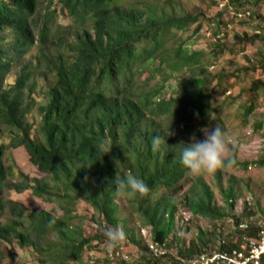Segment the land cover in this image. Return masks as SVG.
I'll list each match as a JSON object with an SVG mask.
<instances>
[{"label":"trees","instance_id":"obj_1","mask_svg":"<svg viewBox=\"0 0 264 264\" xmlns=\"http://www.w3.org/2000/svg\"><path fill=\"white\" fill-rule=\"evenodd\" d=\"M58 1L61 13L48 12L38 19L39 0H0V214L10 191L30 190L37 198L57 203L67 214L85 203L101 218L100 229L121 227L127 243L138 247L135 234L124 228L130 223L121 218L119 201L124 195L116 193L114 184L116 176L132 175L148 186L146 193L128 197L133 211L151 232L150 241L165 249L171 264H178L171 241L181 258L210 251L209 233L201 229L191 247L176 245L185 244L174 233L180 203L208 221L227 216L202 176L178 196L191 175L180 161L184 147L180 143L191 142L193 135L202 139L201 129L207 127L213 113L215 100L209 88L215 81L214 89H219L226 73L212 74L209 67L223 53L222 41L229 25L236 22L230 6L221 10L218 0H203L211 5L208 12L191 15L177 9L180 0H134L128 5V0ZM230 5L240 6L241 0H230ZM58 14L61 19L71 17V24L57 22ZM204 18L210 22L212 43L216 30L225 32L219 43L212 44L213 53L191 50L179 35L193 25L194 32H200ZM236 39L238 45L264 44V31ZM247 60V72L257 71L258 66L264 70L263 54L256 63ZM185 72L190 73L188 81L172 96L163 97L170 80H179ZM251 84L252 92L264 90L263 80L254 79ZM254 109L252 104L248 112ZM35 112L39 126L31 119ZM256 128H264V117ZM156 135L162 136V142L153 151L150 142ZM7 147L25 148L45 179L18 172V178L12 180L14 169L4 163ZM251 164L264 167V159ZM236 165L247 168L250 163L234 159L231 166ZM223 196L233 209V187L223 191ZM7 203L14 215L0 222V245L15 242L53 264L55 254L46 244L52 233L62 242L60 260L80 261L91 248L94 239L84 237L63 217L48 211L29 212L8 199ZM50 221L54 223L50 225ZM233 221L236 225L241 222ZM250 222L244 233L255 235L259 222ZM216 231L210 233L216 235ZM235 231L237 241L223 242L219 251L239 243L243 232ZM122 241L114 247L125 245ZM141 248L146 250L147 244L142 243Z\"/></svg>","mask_w":264,"mask_h":264},{"label":"rangeland","instance_id":"obj_2","mask_svg":"<svg viewBox=\"0 0 264 264\" xmlns=\"http://www.w3.org/2000/svg\"><path fill=\"white\" fill-rule=\"evenodd\" d=\"M133 1L134 0H128L125 3L128 5ZM253 1L254 0H241L240 6H232L229 0V6L232 7V10L247 9L252 11L253 17L247 21H236L233 23L225 39L222 41L224 47L223 53H220L216 63L209 67V72L212 74L223 71L226 73V77L223 79L219 89H214L215 81L209 88L213 90L215 101L213 113L209 118L207 127H205L211 129L219 125L223 128L226 134L225 159H236L240 163H250V165L247 168L241 165L229 167L222 166L213 172H202L197 175H190L189 179L183 183L185 188L179 192V197H181L180 195L196 181L198 176H202L204 181L214 192L216 205L227 216L221 221H208L201 217L194 216L182 203H180L175 217L174 233L178 238L183 239L185 244L183 242L182 244H176L179 247H191L193 241L197 240V233L201 229L209 233L208 236L212 242L209 246L210 252L219 251V247L223 242H228V240H230L234 243L239 238L238 233L235 231L233 219H239L241 222H259L264 219V167L251 164L260 159H264V128L258 130L256 128L264 117V90L251 91V83L254 79L264 81V70L258 66L255 72L251 70L248 72L246 71L248 65L247 59H253L255 62L252 63H256L257 58H260L262 54L264 55V44L261 41H257L255 44L241 43L238 45L235 43L237 36L243 34L252 35L264 31L262 29L264 26V0H260L257 5H255ZM210 7L209 1L180 0L177 9L183 14L190 13L191 15H195L207 13ZM48 12L61 13V5L58 0H39L37 18L43 19L44 15ZM61 18L62 16L58 14L56 21L63 25L71 24L72 22L71 17H65V19ZM233 20L235 21L234 18ZM208 23L210 22H207L206 18H204V20H202L200 32L195 33L194 30L196 25H193L188 32L179 34L182 40L187 41L186 43L191 50H203L206 53H213L215 50V46L212 45L213 43L210 40L212 29L208 28ZM179 77V80H170L167 84L168 87L164 89L163 97L167 98L175 94L176 90L182 87V83L188 81L190 73L185 72ZM252 104L255 105V109L249 113L248 109ZM37 114V112L33 113L31 119H34L35 125L39 126L40 119ZM193 124L194 122L191 126H193ZM5 139L6 144H8V137ZM4 163H6L8 167H13L14 169L12 180L18 178V172H23L31 179H45L46 177L30 162L27 151L23 147H7L4 155ZM231 187H233L236 193L235 206L233 209L227 206L223 196V191ZM5 199L3 204L4 208L2 210L3 215L0 214L1 223L7 222L8 219L14 215L13 208L7 203L8 199L14 203H18V205L22 204L29 212L48 211L56 217H63L65 223H69L75 229L79 230L84 237L94 239L90 244L91 248L84 252L80 261L74 262L67 261L64 257L62 260L58 258L63 251L62 242L57 234L55 235V233H52L51 236L46 238V244L52 246L51 252L55 254L54 261H56V264H126L124 260L120 259L112 263L107 258V253L114 250L116 247L109 248L106 245L103 233L105 228L100 229L99 227L101 218H99V215H97L89 205L79 203L76 209L72 211V214H67L57 203L47 202L41 198H37L30 190L22 193L10 191ZM119 203L121 218L127 219L130 222L129 224H125V230H127L128 234H135L138 240V247H136L128 244L126 241L128 237H126V239L123 236L121 239H123L122 243H125V245H121L124 247L125 256L135 260L136 256L143 251L141 248L142 243L148 244L152 234L148 228L143 227L141 217L133 211L127 196H123ZM119 228L121 230L123 229L121 227ZM215 228L218 230L216 231ZM211 229L216 231V235L210 233ZM170 239L172 238L170 237ZM174 243L173 241L170 242L171 247H173L171 253L175 257H178L175 252L176 246ZM0 252L3 264H13L12 260H16V262L20 264H53V262L50 261L43 262L33 253L32 249H21L15 242L10 245L2 243L0 245ZM163 262L164 261L161 260L159 264H170L171 261L166 259V263ZM132 264H135V262Z\"/></svg>","mask_w":264,"mask_h":264},{"label":"built area","instance_id":"obj_3","mask_svg":"<svg viewBox=\"0 0 264 264\" xmlns=\"http://www.w3.org/2000/svg\"><path fill=\"white\" fill-rule=\"evenodd\" d=\"M218 5L221 10H225L229 6V0H218ZM229 9L235 21H247L251 19L252 12L247 9ZM214 27V25H213ZM231 25H229V30ZM213 43L221 41L225 37V32L212 34ZM237 230L242 231V236L239 243L230 250L203 252L191 258L175 257L178 264H262L264 257V219L257 224V231L255 235H248L244 232L251 227L250 221L240 222L238 225L234 224ZM151 242V241H150ZM148 243L146 250H143L136 259L125 256L124 247L122 245L114 248V250L107 253V258L115 263L116 260H124L126 264H159L161 260L166 263V251L156 243ZM144 259V262L142 261ZM116 264V263H115ZM171 264V263H170Z\"/></svg>","mask_w":264,"mask_h":264},{"label":"clouds","instance_id":"obj_4","mask_svg":"<svg viewBox=\"0 0 264 264\" xmlns=\"http://www.w3.org/2000/svg\"><path fill=\"white\" fill-rule=\"evenodd\" d=\"M202 139H196L193 135L190 137L189 143L181 142L184 145L180 152V161L187 172L191 175H197L202 172H213L220 167H229L234 163V160L224 157L226 150L225 132L222 127L203 128ZM162 142V136L156 135L151 138V148L153 151L159 148ZM165 142V141H163ZM115 191L118 195L134 197L142 195L148 191V186L139 178L128 175L123 178L116 176L114 180ZM54 221H50V225ZM106 245L114 247L123 237V232L120 228H106L103 230Z\"/></svg>","mask_w":264,"mask_h":264}]
</instances>
